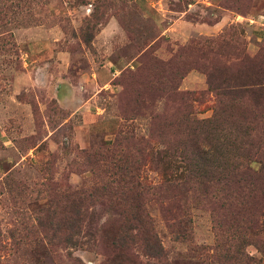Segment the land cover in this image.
I'll return each instance as SVG.
<instances>
[{"label": "rangeland", "instance_id": "1", "mask_svg": "<svg viewBox=\"0 0 264 264\" xmlns=\"http://www.w3.org/2000/svg\"><path fill=\"white\" fill-rule=\"evenodd\" d=\"M258 80L264 0H0V264H264L263 161L241 209L162 175L209 81Z\"/></svg>", "mask_w": 264, "mask_h": 264}, {"label": "trees", "instance_id": "2", "mask_svg": "<svg viewBox=\"0 0 264 264\" xmlns=\"http://www.w3.org/2000/svg\"><path fill=\"white\" fill-rule=\"evenodd\" d=\"M209 87L218 96L213 113L203 118L186 119V126H190L182 132L183 147L176 160L180 165H175L170 172L166 166L163 169V181L177 189L193 180L192 176L196 174L205 178L211 176L209 178L224 182L229 191L227 195L237 199L236 204L241 209L246 203L245 197L257 191L260 177L258 172L249 169V165L254 160L264 162V150H260L259 145L264 132V101L260 100V97L264 98V83L260 80L250 84H214L209 81ZM203 94L197 91L184 92L180 94L179 101L186 104L191 100L201 102ZM157 153H165V157L169 155L166 150ZM180 167L184 171L180 172ZM219 168L222 176L216 172ZM256 196H251V202L262 215L264 195L261 194L259 198ZM230 205L235 206L234 203ZM177 208L182 206L178 205ZM161 249L160 244L154 242L149 255L157 257Z\"/></svg>", "mask_w": 264, "mask_h": 264}]
</instances>
